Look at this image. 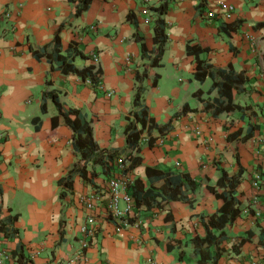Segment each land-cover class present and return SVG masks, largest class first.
Instances as JSON below:
<instances>
[{"label":"crops","instance_id":"1","mask_svg":"<svg viewBox=\"0 0 264 264\" xmlns=\"http://www.w3.org/2000/svg\"><path fill=\"white\" fill-rule=\"evenodd\" d=\"M220 2L234 9L223 13ZM163 3L167 11L159 14L154 7ZM75 6V0H0V247L6 254L0 264H198L191 239L206 236L201 215L224 204L207 188L222 169H241L234 194L242 213L226 229L219 264H264V189L253 186L257 173L264 179V0H92L80 15ZM158 17L167 23L168 40L159 64L150 66ZM57 36L70 63L100 67L97 84L61 70ZM142 43L151 54H142ZM55 99L64 110L81 111L101 148L124 157L132 111L144 107L151 120L132 179L146 181L148 165L189 173L203 181L193 204L144 206L138 225L122 230L109 215L107 195L88 210L81 195L107 190L109 176L92 177L94 164L88 165L92 180L71 173L83 159L64 117L54 121ZM228 100L237 108L221 110ZM89 215L96 217L95 231L85 237Z\"/></svg>","mask_w":264,"mask_h":264},{"label":"trees","instance_id":"2","mask_svg":"<svg viewBox=\"0 0 264 264\" xmlns=\"http://www.w3.org/2000/svg\"><path fill=\"white\" fill-rule=\"evenodd\" d=\"M75 14L80 15L84 11L88 10L92 0H75ZM159 14H164L167 11V3H163L158 7H154ZM131 16V13L128 15ZM164 19L158 17L154 28L155 36L154 40L157 44V48L152 56V62L150 66H157L164 53V45L166 44L168 37L166 35V25ZM56 45L54 53L56 54V60L59 62V67L63 72L75 73L84 79L91 78L94 83H98L102 70L95 65H89L82 69L77 68L74 64L70 63L67 57L60 55V42L58 36L55 38ZM142 54H151L147 51L145 43H142ZM84 56V55H82ZM149 65H145L143 77H146L149 70ZM200 66V64H199ZM201 70L198 68V75ZM240 74V73H238ZM215 86H218L217 83ZM229 96V95H228ZM230 97V96H229ZM135 104L140 100V92L136 94ZM58 106L60 115L54 117V121L58 122L59 116H63L66 125H68L73 131L74 147L82 155V165H75L71 170V173H78L83 179L92 180L89 177V164H94L91 171V176H98L105 174L111 175L113 172H118L119 168L115 165L116 160L120 153L118 151H112L107 148H101L93 137V129L90 121H88L80 110L70 109L64 110L59 101L55 99ZM237 105L232 104L228 100L221 110L236 109ZM218 111V110H217ZM220 112V111H219ZM218 112V113H219ZM135 120L130 121L126 128L127 143L130 152L127 153L124 160L129 161V166L124 169L123 172L129 173L132 169L140 166L143 162L141 156L136 154L141 150V135L143 130L147 126V110L142 107L140 110H133ZM55 123V122H54ZM138 123L141 127L138 128ZM154 127L155 123H151L150 127ZM236 135L234 132L228 136V139L232 140V136ZM251 133H247L244 136V140L250 138ZM136 152V153H135ZM88 155V156H87ZM88 159H87V157ZM96 166L101 168V172L96 171ZM222 175L217 181L216 185L207 184V188L214 193L218 198L224 200V204L217 210L216 213L211 215H201L202 223L206 229V236L202 237L196 234L191 240L196 250L200 251V258L198 264H219L220 259L227 253L226 247L223 243L227 240L226 229L232 227L235 220L241 215L242 209L240 202L234 194L237 184L241 182V169L238 173L231 174L225 169L221 170ZM147 182V184H146ZM203 185V181L198 183L189 173H175L172 171L163 170L156 166H146V181L137 177L133 179L129 186V191L132 193L136 208L138 209L136 214L144 206L147 208L165 209L171 201H184L190 204L194 202V194L199 186ZM218 187L224 188L223 191H219ZM0 228L3 225L0 220ZM245 238H242L239 242H234L232 247L234 252H239L243 246ZM19 248L17 255L19 260L25 258L24 245L19 241ZM31 264H36L33 260L27 259Z\"/></svg>","mask_w":264,"mask_h":264},{"label":"built area","instance_id":"3","mask_svg":"<svg viewBox=\"0 0 264 264\" xmlns=\"http://www.w3.org/2000/svg\"><path fill=\"white\" fill-rule=\"evenodd\" d=\"M218 8L220 11L224 13V11L233 10V5H228L225 2H220L218 4ZM147 13V11H145ZM216 14L214 10H211L208 15L210 17H213ZM92 58L94 60H98L99 56L98 54H93ZM112 93H108V95H111ZM129 166V161H123L120 160L117 163V167L123 170L126 167ZM133 181L130 173L123 172L120 174H117V172H113L111 175H109V180L107 184V190L100 191L99 189H96L95 191L83 194L80 197V201L85 205V207L93 211L97 203L102 200L104 195L108 196L109 202H108V210L109 215L111 216L112 220L115 221L117 229L122 230L124 227L132 226V225H138V215L136 214L137 208H136V202L132 195V193L129 191V186L131 182ZM253 186L257 190L264 189V179L261 175V173H257L253 179ZM261 212H258L260 214ZM96 224V217L93 215H89L87 222L81 227V232L84 234V236L94 235L95 229L93 228ZM86 239V238H85ZM83 240V246L86 247L88 245L87 240ZM6 258V254L0 247V263L2 260ZM152 262V260H149Z\"/></svg>","mask_w":264,"mask_h":264},{"label":"rangeland","instance_id":"4","mask_svg":"<svg viewBox=\"0 0 264 264\" xmlns=\"http://www.w3.org/2000/svg\"><path fill=\"white\" fill-rule=\"evenodd\" d=\"M176 103H177V102H176ZM135 153H136V152H135ZM124 158H125L124 156H119V157L117 158V160H116V166H117V163H118L120 160L125 161ZM98 168H99V167H98ZM98 170H99V172L102 171L101 168H99Z\"/></svg>","mask_w":264,"mask_h":264},{"label":"clouds","instance_id":"5","mask_svg":"<svg viewBox=\"0 0 264 264\" xmlns=\"http://www.w3.org/2000/svg\"><path fill=\"white\" fill-rule=\"evenodd\" d=\"M126 162V161H125ZM116 165V164H115ZM137 215H139V212H138V214Z\"/></svg>","mask_w":264,"mask_h":264}]
</instances>
